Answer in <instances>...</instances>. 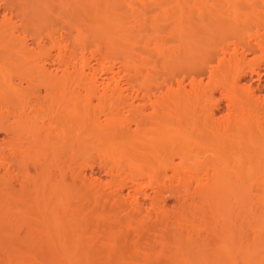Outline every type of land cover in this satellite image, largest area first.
I'll return each instance as SVG.
<instances>
[{"label": "rangeland", "instance_id": "1", "mask_svg": "<svg viewBox=\"0 0 264 264\" xmlns=\"http://www.w3.org/2000/svg\"><path fill=\"white\" fill-rule=\"evenodd\" d=\"M17 10L31 20H20L18 13L15 19ZM0 12V21L5 14L21 30L39 32L22 34L27 41H39L36 58L57 60L59 45L62 56L76 62L84 58L98 75L88 78L92 88L86 86L83 100L78 98L85 107L82 104L84 109L67 123L58 105L37 115L38 121L56 115L61 129L90 132L86 149L61 155L45 153L35 141L21 145L31 125L19 120L29 94L21 93L20 102L2 104L9 119L0 121V264H67V251L76 254V249L72 256L80 254L86 264H213L216 236L241 231L242 217L248 213L229 192L231 175L225 170L231 163L216 161L211 149L200 145L196 152H205L207 159L203 170L190 172L177 158L172 168L164 169L167 133L172 123L173 129L193 132L198 116L191 114L192 104L205 112L216 104L215 123L232 120L235 106L226 94L236 81L239 91L258 85L252 98L263 100L264 0H0ZM245 44L253 51L239 66L232 55L240 54ZM204 68L206 75L197 79L200 92L166 124L158 104L169 86L176 90L182 82L189 90L192 70ZM107 69L119 77L110 80ZM242 69L254 70L260 81L253 74L238 79ZM124 70L131 75L125 77ZM208 71L215 75L210 77ZM75 85L73 90H78ZM69 90L56 95L63 93L69 100ZM249 116L233 125L247 127ZM94 125L102 135L95 133ZM225 129L222 126L221 132ZM208 130L201 122L194 132ZM197 160L193 162H202ZM193 162L187 161V167ZM175 169L185 176H175ZM72 170L83 171L87 187L67 177ZM247 172L244 166L243 178L249 183ZM196 177L203 183L216 177L222 185L200 196L194 193ZM262 206L255 208L258 214ZM63 250L66 254H60Z\"/></svg>", "mask_w": 264, "mask_h": 264}, {"label": "bare ground", "instance_id": "2", "mask_svg": "<svg viewBox=\"0 0 264 264\" xmlns=\"http://www.w3.org/2000/svg\"><path fill=\"white\" fill-rule=\"evenodd\" d=\"M20 1L22 2V0ZM14 13L16 19L18 10ZM19 14H21L18 17L20 20H31V16L25 11H20L18 15ZM21 16H24L25 18H21ZM6 17L7 16L4 14L2 20L0 21V121L3 119H9L3 111L4 107L2 104L7 100L9 102H20L24 100L20 94L25 92L29 94V98L26 100V109L21 114L19 120L27 119L31 122V125L30 129L26 133L27 136L23 138L22 134V138L20 139L21 145L27 141H35L39 143L45 153L52 151L60 152L61 155H66L67 152L72 153L75 149H83L84 147L86 149L88 146L87 142L92 138L89 137L90 132L87 130L84 132L73 131L70 129L65 130L64 126L61 129V126L57 124L56 115L47 119V121H38L37 115L40 112H45L46 110L51 111L56 105H58L62 119L64 123H67L65 122L67 118L85 107L84 102H80L84 97L81 95V90L87 92V88H92V86L88 87V80L90 82V79L88 78L92 77V79H94L93 77L98 75H95L96 72L93 70V72H91L88 69L87 64L89 62L84 58H82L81 61L76 62L74 61V57L66 59L62 56L61 54L63 53V48L59 45L57 46L59 54L57 60H51L50 56L47 58H36L33 52L36 49H40L41 45L39 41L34 40L35 38L31 41H27V37L24 39L22 37V34L25 36L26 34L27 36L31 35L36 29H33V31L31 29V32L26 28L21 30L20 27L12 22L11 17L10 19ZM36 31H34V33L39 34V32ZM34 37H36L35 34ZM64 48H66V46H64ZM240 50L241 53L238 54L239 56L235 52L232 56L234 57L235 63L242 66L245 64L246 55L249 52H252L253 48L245 44L241 46ZM220 51L223 53L227 52L226 50ZM219 53V51H215V57H219ZM93 59L95 58L93 57ZM98 61L100 63V60ZM96 65H98V63ZM86 68L90 72H87ZM205 69L206 68L192 70L193 72L190 73L191 85L189 90L184 88L182 82L178 84V88L176 90L169 86L168 91L164 94V99L162 98L161 103L158 104V109L161 110L163 119L166 118V124H168V122L170 123L168 119L169 117L174 119L175 116L179 115L178 112H184L187 109L189 97L194 94V92L196 94L200 92L202 84L200 81H197V79L199 76L206 75L207 70ZM107 71L109 72H106L105 74L111 76L109 78L110 80L115 77H119V74H116L108 69ZM208 73L210 77L215 75L214 71H208ZM123 74L125 77H129L131 72L124 70ZM252 74L257 75L258 80L260 81V76L257 72L254 70L245 71L244 69L238 73V79H240L241 76L244 77ZM74 83L77 85H75V87H77L78 90H73L75 89L73 86ZM236 83L237 81L233 83L232 89H230V94H226V98H228L229 102H231L233 107L235 106L236 108H233L234 113L232 112V114L234 115L232 116L234 118L232 120H228L225 124L220 125L214 122L215 111L213 109H215L216 104L214 106L212 105L210 110L207 111L206 109V112L205 110L202 111L198 107H194L192 104L189 108L190 112L191 114L198 116L195 119L196 123L191 126L193 132H182L178 131V129H173L176 124L172 123L171 129L167 133L169 155L166 163L167 165H165L164 169H166V167H168V169L172 168L171 166H173L172 164L174 163V158H177L178 160L183 161L181 163H185L184 165L190 172H199L202 166L205 165L204 162L207 160L203 158L205 152H196L200 145L204 150L211 149V153L216 161L218 159H221L224 162L229 161L231 163L229 170H225L226 173H230L231 175V177L229 176L231 181L230 187H228L229 192L231 191L230 194L232 195V199H235L236 201L238 199L241 200L240 204L243 203L241 206H244V208L242 207L244 212L246 213L247 211L248 213H244L246 217L243 216V214L241 215L243 216L242 220L245 218L243 220L244 222H241L242 225L240 224L243 227H240L242 232L237 230L235 227L236 231H233L234 229L232 228L233 230H230V232L223 231L216 236V239H214L215 243L213 245L212 263L264 264V211H261L263 214L260 212L258 214V211L256 210L257 208L260 210V206L262 205V208H264V121H259V123L257 122L259 117L264 119V98L263 100H259V98H252L255 91L260 89L258 85V88L255 87V90H253L254 88L252 87H248L247 89L239 91L241 87L239 88L238 86H235L238 84ZM70 86H73L71 91L69 90L71 89ZM93 89L95 90L96 88ZM235 89H238V91ZM63 90L64 92L69 90V96H72L73 99L68 96L69 100H66L64 98L65 96H62L63 93L61 96L56 95L58 92H63ZM113 90L115 91V89ZM67 93L68 91L66 94ZM79 96L82 98L81 100H79ZM207 96V98L212 97L211 94H208ZM246 115H250L249 117L251 121L247 127L244 125L240 129L233 125L235 122H238V119H243ZM201 122L209 126V130L205 133L194 132L195 126L197 128ZM94 126V129H96L95 133L97 131L98 136L102 135L100 133L102 130H100V128L98 129L96 127L97 125ZM222 126L226 128L224 132H221ZM102 127L103 125L101 128ZM93 143H95V140ZM52 155L56 157L55 153H52ZM192 158L194 160L196 159V161H198V158L202 159V162H193L194 160ZM187 161L189 163L190 161L193 162V165H188L187 167ZM244 166L248 167L249 172L246 173V178H249V183L244 179L245 177L243 178L242 171ZM174 175L178 177L185 176L177 169L174 170ZM60 176L64 179L66 173L62 172ZM68 176L70 178L73 177L76 178V180H80L82 182L80 183L81 186L82 184L85 185L83 188L87 187V181L84 180L83 171L79 172L72 170L67 177ZM195 180L197 185L194 193L198 192V195L207 189H211V192H215L214 189L217 191V189H219L222 185L220 180L216 179V177L205 183H203L200 177H196ZM198 195L196 196L199 199L202 193L200 196ZM199 200L201 201V199ZM260 214H262V216H260ZM238 220L241 221V219ZM244 226L247 227L246 233H244V230H246ZM237 228L239 227L237 226ZM76 250L79 252L78 249ZM61 252H65V250L60 251V254ZM82 252L83 251L80 253ZM68 253L71 255H60L62 258L65 256V259L67 260H64L63 258V261H66L67 264H86V262L82 261L81 257H77L80 254L75 257L76 254L74 252L71 253V251H67V254ZM73 253L75 255L72 256ZM76 258H80L81 260H77Z\"/></svg>", "mask_w": 264, "mask_h": 264}]
</instances>
